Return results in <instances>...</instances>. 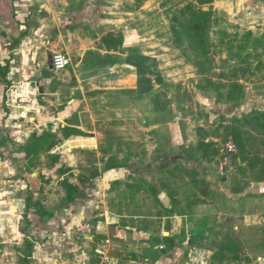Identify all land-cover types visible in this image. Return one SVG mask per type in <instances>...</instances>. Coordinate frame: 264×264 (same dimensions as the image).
Here are the masks:
<instances>
[{"label":"crops","instance_id":"crops-1","mask_svg":"<svg viewBox=\"0 0 264 264\" xmlns=\"http://www.w3.org/2000/svg\"><path fill=\"white\" fill-rule=\"evenodd\" d=\"M153 1L40 5L50 33L33 47L69 55L65 74L23 47L13 67L0 35V264H93L105 239L118 264H179L193 245L215 252L211 264H256L264 255V129L253 128L255 144L234 165L236 154L159 90L192 66L180 60L162 72L164 84L139 85L129 57L177 52L132 30L138 8ZM210 6L264 41V0ZM255 101L246 110L264 113ZM230 228L240 235L223 251L201 238Z\"/></svg>","mask_w":264,"mask_h":264},{"label":"rangeland","instance_id":"rangeland-1","mask_svg":"<svg viewBox=\"0 0 264 264\" xmlns=\"http://www.w3.org/2000/svg\"><path fill=\"white\" fill-rule=\"evenodd\" d=\"M192 1L194 0H154L152 2L153 6L147 3V7H145L144 4L142 10L138 8V14L136 15L141 24H139V27L133 26L132 30H135V33L141 35L142 38L150 37L153 42L164 45L168 43L169 47L173 46L172 48L177 50L174 54L168 52L169 58L168 56L161 57V59L153 57L158 62L157 70L162 74V77V72L166 75L164 70L171 71L173 67L183 66L184 64L180 60H183L185 65L192 66L193 71L187 72L184 80L180 81L181 83L174 82L173 78L176 75L171 79L166 76L167 80L171 81L166 84L162 83L164 85L159 90L166 91L174 100H179L177 108L180 109L184 105V116L191 117L195 125L203 122L211 134L219 140L217 144H219L220 149L223 150L227 141L232 138L238 144H236L237 151L234 153L236 155L232 157L235 165L237 157L242 153H246L249 147L255 144L251 132L253 128L257 127L258 123L251 118L255 115H250L251 112L246 110L249 106L247 102L253 103L255 99L261 104L257 107L264 109V50L261 48L262 51L255 54L251 51L252 47L246 50L244 47L242 48L240 39L247 35L248 30L246 27H241L242 29L240 28V31H238L237 27L239 26L229 21L225 11H221V15H217L213 11L214 15L210 29L212 55L210 57L197 55L199 52H194L192 46L184 45L185 48L182 47L183 49L177 48L171 32L170 20L178 10ZM214 1L211 4L202 5V8L206 11L213 9L210 5ZM45 3H48V0H0V35L6 36L4 39L10 44L8 55L13 67L18 62L17 57L22 56L17 54L22 49L21 47L26 51H31L30 55L38 57L39 60L47 56L51 62L55 52H48L43 55L40 49L35 52V47H33L35 44L42 43L39 38H43L50 33V27H48L47 21L44 20V18L48 19L50 14L44 9L45 7H40ZM41 9L44 10V13L40 11ZM167 19L169 22H167ZM165 35L169 36V40L165 39ZM234 36H238L237 39H234ZM12 50L14 51L11 52ZM248 53L252 55L247 57ZM153 63L155 62H148L151 69L154 66ZM161 67H163V70ZM15 69L17 68L13 69L14 72H16ZM67 69L59 71L58 74H65L69 70ZM192 74L195 77L191 76ZM18 76L19 73L16 77ZM27 79H29L27 74L18 79V86ZM153 79L155 80V78ZM234 84L242 85L244 87L243 93L234 100H229L228 92L232 90ZM246 88L248 89L246 90ZM246 91V99L248 98V100L245 99ZM256 101L255 104L258 103ZM244 105H246L245 108ZM252 107L250 105V108ZM252 112L256 111L253 110ZM250 119L251 123L249 124ZM194 124L192 126L196 128ZM235 128H238V131L242 134L238 139L239 142L235 140L237 138L233 134ZM240 140L242 143L239 146ZM30 173L31 170L25 174V180L28 181L31 178ZM31 185L28 184L25 188L19 187L18 190L27 193ZM232 219H235V217ZM232 223L234 225L241 224L240 221ZM221 228H225V225H222ZM236 232L238 231L235 228H230L228 231H220L211 235L208 233L206 236H201V238L206 237L207 240L205 241L209 240V245L223 251L222 246L226 245L229 239L235 235L237 237L240 235ZM211 239L214 240V243H211ZM198 241L201 244L203 243V239ZM229 259L234 258L230 257Z\"/></svg>","mask_w":264,"mask_h":264},{"label":"trees","instance_id":"trees-1","mask_svg":"<svg viewBox=\"0 0 264 264\" xmlns=\"http://www.w3.org/2000/svg\"><path fill=\"white\" fill-rule=\"evenodd\" d=\"M213 1L214 0H194L173 15L170 20V28L174 44L177 48L183 49L182 47L185 48L184 45H187L192 46V48H194V52H199L197 55L199 54L205 57H210L212 55L210 29L214 10L210 9L206 11L202 8V5L211 4ZM237 37L238 36H234L233 38L237 39ZM240 40L241 47H244L245 50L252 47L255 54L260 53L258 51L260 47L264 50V41L254 38L251 32H248L247 35L242 37ZM251 55V53H248L247 57H250ZM128 61L137 68L139 85L147 84L148 91L154 88V81L155 83H164L162 74H160L159 70H157L158 62L154 58H146L136 55L134 58L129 57ZM149 61L155 62L153 63L154 66H152V69L148 65ZM153 78H155V80ZM243 89L244 87L242 85L234 84L232 86V90L228 92L229 100H234L237 96L242 95ZM251 114L255 115L251 118L256 120L258 126L264 129V113L256 111ZM248 123H251V119ZM233 134L235 135V138H237L235 140L239 142L238 139H240L239 137L242 136V134L238 131V128L233 130ZM241 143L242 142L240 140L239 146Z\"/></svg>","mask_w":264,"mask_h":264},{"label":"built area","instance_id":"built-area-1","mask_svg":"<svg viewBox=\"0 0 264 264\" xmlns=\"http://www.w3.org/2000/svg\"><path fill=\"white\" fill-rule=\"evenodd\" d=\"M51 64L53 70L63 71L72 64V59L67 54L54 53V55L52 56ZM236 151L237 145L235 141L230 138L225 145L224 153L232 155ZM165 248L166 246H161V249ZM214 253V251L210 250L207 247L193 245L190 247L186 259L179 264H211V259ZM95 257L96 262L93 264H118L114 258V250L110 239L102 240L97 245L95 249ZM256 264H264V255L257 258Z\"/></svg>","mask_w":264,"mask_h":264}]
</instances>
